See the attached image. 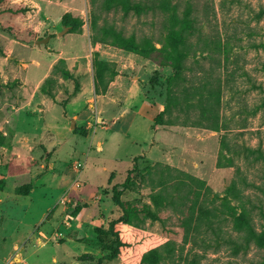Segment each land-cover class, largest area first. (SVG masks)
<instances>
[{
    "label": "rangeland",
    "instance_id": "1",
    "mask_svg": "<svg viewBox=\"0 0 264 264\" xmlns=\"http://www.w3.org/2000/svg\"><path fill=\"white\" fill-rule=\"evenodd\" d=\"M0 264H264V0H0Z\"/></svg>",
    "mask_w": 264,
    "mask_h": 264
},
{
    "label": "trees",
    "instance_id": "2",
    "mask_svg": "<svg viewBox=\"0 0 264 264\" xmlns=\"http://www.w3.org/2000/svg\"><path fill=\"white\" fill-rule=\"evenodd\" d=\"M163 115H164V112L159 114L155 118V120H154L155 125H162L163 124L161 121ZM130 179H132V178L129 175L125 185L131 181ZM125 185L116 186L114 189V192H115L114 199L118 205L122 204L121 195H122L123 190H121V188L122 187L124 188ZM119 223H120V219L112 220L109 223V231L111 232L112 236L114 237V240L112 241V244L110 246L109 253L106 255L107 260H113V259L117 258L119 256V253H120V246L122 245V239H121L120 233L118 232V228H117Z\"/></svg>",
    "mask_w": 264,
    "mask_h": 264
},
{
    "label": "water",
    "instance_id": "3",
    "mask_svg": "<svg viewBox=\"0 0 264 264\" xmlns=\"http://www.w3.org/2000/svg\"><path fill=\"white\" fill-rule=\"evenodd\" d=\"M72 127H75V122L72 123Z\"/></svg>",
    "mask_w": 264,
    "mask_h": 264
},
{
    "label": "crops",
    "instance_id": "4",
    "mask_svg": "<svg viewBox=\"0 0 264 264\" xmlns=\"http://www.w3.org/2000/svg\"><path fill=\"white\" fill-rule=\"evenodd\" d=\"M125 112H126V111H125ZM125 112H123V114H124ZM121 116H122V115H121ZM121 116H120V117H121Z\"/></svg>",
    "mask_w": 264,
    "mask_h": 264
}]
</instances>
